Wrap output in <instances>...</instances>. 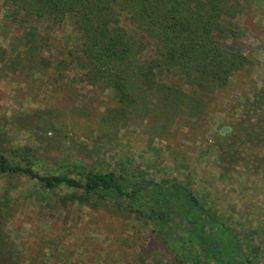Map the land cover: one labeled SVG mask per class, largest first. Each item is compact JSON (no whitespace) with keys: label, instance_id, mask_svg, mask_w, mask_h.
Masks as SVG:
<instances>
[{"label":"trees","instance_id":"obj_1","mask_svg":"<svg viewBox=\"0 0 264 264\" xmlns=\"http://www.w3.org/2000/svg\"><path fill=\"white\" fill-rule=\"evenodd\" d=\"M10 1L9 19L41 22L44 29L29 24L34 36L25 49L0 44L3 73L23 71L35 81L52 78L62 84L67 71L78 67L79 81L111 91L117 103L110 109L111 118L142 112L155 118L167 114L173 120L182 113L195 126L209 128L216 95L256 63L226 41L237 34L232 20L241 12L239 0ZM67 22L79 35L75 46L55 43L54 31ZM53 49L62 56L57 61L46 56ZM52 117L38 110L0 119V181L5 182L0 191V264H47L48 245L23 258L10 239L8 227L19 211L15 193L22 178L46 191L67 188L71 192L61 196L65 204L111 207L135 216L150 228L153 244L172 264H250L234 232L212 217L186 185L103 171L67 154L51 161L44 147L50 133L61 131ZM227 118L230 130L220 132L219 138L231 139L232 145L219 142L222 164L264 166V158L247 152L264 153V82L229 107ZM193 215L203 217L199 223L207 227L193 226ZM214 233L226 236L222 245L210 242Z\"/></svg>","mask_w":264,"mask_h":264},{"label":"rangeland","instance_id":"obj_2","mask_svg":"<svg viewBox=\"0 0 264 264\" xmlns=\"http://www.w3.org/2000/svg\"><path fill=\"white\" fill-rule=\"evenodd\" d=\"M239 1L241 12L232 20L237 34L226 41L239 46L256 63L216 95L209 128L195 126L182 113L173 120L167 114L155 118L142 112L111 118L110 109L117 104L111 91L79 81L82 70L75 66L57 84L52 78L35 81L23 71L6 75L0 64V119L13 120L20 112L49 111L61 129L49 134L44 147L51 161L67 154L103 171L186 185L212 217L234 232L250 264H264V166H245L239 161L226 167L219 144L232 145L231 139L219 138L224 128L223 134L230 130L229 107L250 97L264 82V0ZM10 14L11 1L0 0V44L25 49L34 36L30 25H38L37 30L43 32V24H24L9 19ZM54 36L62 46L79 42L68 22ZM46 56L55 61L62 57L55 49ZM247 152L264 158L261 150ZM4 183L0 181V191ZM19 183L15 196L20 207L8 232L23 258L48 245L44 249L47 264H172L153 244L150 228L135 216L111 207L65 204L61 196L71 191L64 187L46 191L27 178Z\"/></svg>","mask_w":264,"mask_h":264},{"label":"flooded vegetation","instance_id":"obj_3","mask_svg":"<svg viewBox=\"0 0 264 264\" xmlns=\"http://www.w3.org/2000/svg\"><path fill=\"white\" fill-rule=\"evenodd\" d=\"M202 218L203 217H200L199 219H197V216L193 215L192 217H190V221L194 222L193 226L199 225V227L206 228L207 227L206 224L199 223L200 220H202ZM202 228L200 230H202ZM209 228H211V227H209ZM212 232H213V230L210 229L209 233H212ZM225 239H226V236H221L218 233H216V234L214 233V235L210 239L211 240L210 242L213 243L215 246H218L219 244L222 245V243L225 241ZM244 264H249V263L247 261H245Z\"/></svg>","mask_w":264,"mask_h":264},{"label":"water","instance_id":"obj_4","mask_svg":"<svg viewBox=\"0 0 264 264\" xmlns=\"http://www.w3.org/2000/svg\"><path fill=\"white\" fill-rule=\"evenodd\" d=\"M226 130H227V128H224V129L222 130V133H224Z\"/></svg>","mask_w":264,"mask_h":264}]
</instances>
